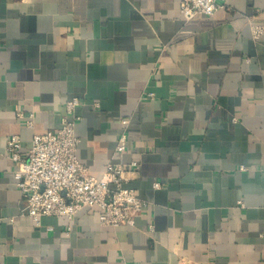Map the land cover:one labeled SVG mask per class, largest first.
<instances>
[{
    "label": "crops",
    "instance_id": "1",
    "mask_svg": "<svg viewBox=\"0 0 264 264\" xmlns=\"http://www.w3.org/2000/svg\"><path fill=\"white\" fill-rule=\"evenodd\" d=\"M180 1L0 0V264H264V0L188 21ZM72 99L91 176L139 165L133 226L21 212L7 139L26 154Z\"/></svg>",
    "mask_w": 264,
    "mask_h": 264
},
{
    "label": "built area",
    "instance_id": "2",
    "mask_svg": "<svg viewBox=\"0 0 264 264\" xmlns=\"http://www.w3.org/2000/svg\"><path fill=\"white\" fill-rule=\"evenodd\" d=\"M226 7L227 0H181L179 3L185 21L197 14L213 15ZM251 35L255 40L264 36V23H251ZM78 106V99L67 102L60 128L34 135L31 147L24 155L20 153L18 135L7 139L5 156L14 164L16 187L24 201L21 212L37 227L43 217L64 218L67 233L75 216L85 208L99 210L98 222L101 226H133L136 216L148 203L124 185L132 180L128 174H137L139 165L135 161L127 165L108 164L99 178L91 176L76 158L79 140L75 136L78 120L75 110ZM17 116L23 118L21 112ZM25 124L32 127V114L25 119ZM126 140V134L122 133L116 146L117 152L125 150ZM154 187L159 188L160 184L155 183ZM238 203L242 207V202Z\"/></svg>",
    "mask_w": 264,
    "mask_h": 264
}]
</instances>
